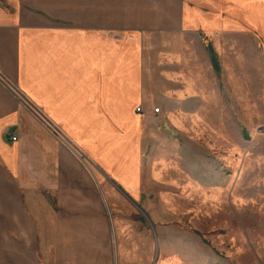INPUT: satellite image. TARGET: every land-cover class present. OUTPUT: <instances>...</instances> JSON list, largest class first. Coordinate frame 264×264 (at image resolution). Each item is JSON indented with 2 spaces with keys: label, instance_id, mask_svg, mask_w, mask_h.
I'll return each instance as SVG.
<instances>
[{
  "label": "crops",
  "instance_id": "0c3cea01",
  "mask_svg": "<svg viewBox=\"0 0 264 264\" xmlns=\"http://www.w3.org/2000/svg\"><path fill=\"white\" fill-rule=\"evenodd\" d=\"M35 1L0 0V264H113L98 178L20 97L132 199L139 155L126 186L98 149L139 153L146 42L157 40L160 70L176 71L157 77L179 87L162 104L230 114L231 95L235 114H264V0ZM166 31L188 47L165 55ZM243 88L256 89L252 112Z\"/></svg>",
  "mask_w": 264,
  "mask_h": 264
},
{
  "label": "rangeland",
  "instance_id": "374dc122",
  "mask_svg": "<svg viewBox=\"0 0 264 264\" xmlns=\"http://www.w3.org/2000/svg\"><path fill=\"white\" fill-rule=\"evenodd\" d=\"M55 1L36 0L33 5L44 10L43 4ZM58 8L53 13L60 14ZM42 10L37 12L39 17L61 20ZM165 36V55L189 45L188 38L167 31ZM156 42H146L149 63L141 87L145 103L136 110L142 113L139 153L98 149L101 162L126 186L124 169L127 165L137 169L139 155L138 192L132 202L74 150L38 109L22 97L21 102L98 178L113 264H264V114H235L231 95L230 114H194L195 108L188 104H162L161 96L179 87L170 83L158 87V76L165 74L171 80L177 75L172 69L158 68ZM243 89L246 109L252 112L256 89ZM5 136L17 137L9 130Z\"/></svg>",
  "mask_w": 264,
  "mask_h": 264
},
{
  "label": "built area",
  "instance_id": "2783aa9c",
  "mask_svg": "<svg viewBox=\"0 0 264 264\" xmlns=\"http://www.w3.org/2000/svg\"><path fill=\"white\" fill-rule=\"evenodd\" d=\"M155 110L158 111V108H156ZM16 138H17L16 136H12L13 140H16Z\"/></svg>",
  "mask_w": 264,
  "mask_h": 264
},
{
  "label": "water",
  "instance_id": "95a60500",
  "mask_svg": "<svg viewBox=\"0 0 264 264\" xmlns=\"http://www.w3.org/2000/svg\"><path fill=\"white\" fill-rule=\"evenodd\" d=\"M124 194V193H123ZM125 195V194H124ZM126 196V195H125ZM126 198L130 201V202H132V200H131V198H129L128 196H126Z\"/></svg>",
  "mask_w": 264,
  "mask_h": 264
}]
</instances>
